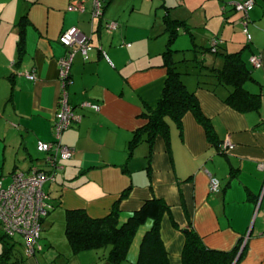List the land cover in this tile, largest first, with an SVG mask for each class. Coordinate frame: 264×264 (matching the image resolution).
Returning a JSON list of instances; mask_svg holds the SVG:
<instances>
[{"label": "crops", "instance_id": "1", "mask_svg": "<svg viewBox=\"0 0 264 264\" xmlns=\"http://www.w3.org/2000/svg\"><path fill=\"white\" fill-rule=\"evenodd\" d=\"M236 1L107 0L101 18L92 20V0H0L2 182L9 184L15 171L44 167L45 155L37 145L53 140L57 61L65 54L58 38L73 27L90 38L88 59L77 53L70 68L68 103L79 120L63 132L62 143L74 156L61 162L56 182L44 186L53 209L41 228H52L54 214L83 210L97 219L115 206L123 224L157 198L168 207L160 237L169 264H182L187 229L209 250L229 252L239 244L232 264H264V0H254L248 14L250 41L242 33V14L231 6ZM165 16L184 22L189 31L208 26L205 48L215 39L220 52H241L253 78L245 89L260 95L261 107L244 114L231 109L224 102L229 89L215 85L206 73L198 78V70L188 64L190 74L183 81L212 127L211 138L189 112L180 126L166 119L168 141L157 134L151 143L141 141L130 149L135 132L147 124L144 113L155 108L164 88ZM110 22L117 24L115 31L104 29ZM252 57L261 59L260 68L250 63ZM199 59L209 68L223 65L214 52L200 53ZM28 74L35 79H27ZM225 141L232 149L220 152ZM211 177L219 181L218 193L209 192ZM151 224L137 229L120 264L137 263ZM11 241L25 257L22 243ZM103 250L80 256L79 264H105L109 247ZM25 258V264H40L35 255Z\"/></svg>", "mask_w": 264, "mask_h": 264}, {"label": "trees", "instance_id": "2", "mask_svg": "<svg viewBox=\"0 0 264 264\" xmlns=\"http://www.w3.org/2000/svg\"><path fill=\"white\" fill-rule=\"evenodd\" d=\"M107 4L105 0L103 10ZM26 16H23L18 26L23 29ZM165 33L167 34L166 49L163 54L166 77L162 94L154 109L144 113L147 124L137 130L130 141L129 148H134L141 141L151 143L157 134H161L168 141L169 118L176 126H180L186 113H192L196 120L205 128L211 138L212 127L203 115L195 94L188 90L183 76L190 74L187 70L192 63V68L200 73H206L214 79L217 86L229 89V94L224 102L231 109L239 113L258 112L261 107L259 94L250 93L245 89V84L253 80L241 52H220L219 43L215 48L210 47L194 51L195 53L214 52L223 59L221 68L204 66L199 54L191 59L176 61L172 56V45L180 32L190 33L184 22L173 20L165 16ZM212 41H216L212 39ZM22 40L18 43L19 55L22 53ZM187 63V64H186ZM200 84H203L200 83ZM220 152L221 149L219 148ZM119 210L115 206L103 218H90L83 210H69L65 214V235L74 254L82 251H98L109 247L106 260L110 264H120L127 259V253L137 229L151 222V228L144 234L139 246L136 264H169L167 252L160 237L161 219L168 211L166 204L157 198L146 201L142 207L135 211L123 224H119ZM2 251L0 264H25V257L16 249L17 243L10 242L4 235L0 238ZM22 243V242H20ZM23 244V243H22ZM239 250V244L229 252L209 250L203 245L202 239L193 229L185 230V242L181 254L182 264H232Z\"/></svg>", "mask_w": 264, "mask_h": 264}, {"label": "built area", "instance_id": "3", "mask_svg": "<svg viewBox=\"0 0 264 264\" xmlns=\"http://www.w3.org/2000/svg\"><path fill=\"white\" fill-rule=\"evenodd\" d=\"M104 2L105 0H92V20L101 18ZM254 5V0H239L231 4L236 12L242 14V33L248 41L251 40V36L247 29V18ZM117 27L115 22L105 24L108 32L115 31ZM58 42L65 48V54L57 61L59 92L57 111L53 119V140L48 143L39 142L37 145L38 151L45 155L44 167L32 166L27 171H15L11 176V182L6 186L0 180V228L9 240H13L16 236L21 238L23 254L27 258L41 250L39 239L42 222L53 209L50 198L44 191V186L55 183L57 173L62 169L61 162L70 160L74 156V151L62 143L63 132L79 120V116L73 112L68 103V88L71 84L70 68L77 53L81 54L84 60L88 59L87 52L90 47V38L76 27L63 31ZM216 42L218 41L211 43L214 48L217 46ZM250 63L255 68L261 67L259 57H252ZM26 77L29 80L35 79L31 74ZM86 106L95 111L99 110L97 105L87 104ZM220 149L225 152L232 149V146L225 141ZM219 191V181L211 177L209 192L218 193Z\"/></svg>", "mask_w": 264, "mask_h": 264}, {"label": "rangeland", "instance_id": "4", "mask_svg": "<svg viewBox=\"0 0 264 264\" xmlns=\"http://www.w3.org/2000/svg\"><path fill=\"white\" fill-rule=\"evenodd\" d=\"M199 12L200 11H198V9L193 11V16H196ZM197 27L198 28L191 30L193 34L191 31L189 34L180 32V34L176 37L173 44L174 53H172L174 58H179L181 61L187 60V58H193L195 55L199 54H194V51H199V47L202 49L206 47L207 40L205 38V33H207L209 27ZM164 38H166L167 41V37L164 36ZM185 66L189 67L188 65ZM3 184L6 186L8 184V180H4ZM52 216L54 217V225L52 228H50L49 225L45 226V224L43 228H41V231L43 230L39 239L41 250L35 253V256L40 264H79L78 258L80 256L89 258L95 254V251H82L74 254L65 235V216L63 217L60 214H54ZM2 234L3 232L0 230V235ZM13 239L14 241L22 242L21 238L18 236L14 237ZM48 239L51 241L50 243L52 245L49 243ZM10 242L13 241L10 240ZM18 251L20 252V249ZM103 251L104 250L101 249L96 253L100 255L103 253Z\"/></svg>", "mask_w": 264, "mask_h": 264}, {"label": "water", "instance_id": "5", "mask_svg": "<svg viewBox=\"0 0 264 264\" xmlns=\"http://www.w3.org/2000/svg\"><path fill=\"white\" fill-rule=\"evenodd\" d=\"M104 28V27H103ZM105 29V28H104ZM105 264H110L109 262H106Z\"/></svg>", "mask_w": 264, "mask_h": 264}]
</instances>
